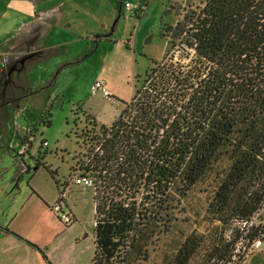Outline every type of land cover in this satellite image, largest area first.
Returning <instances> with one entry per match:
<instances>
[{"label": "trees", "instance_id": "1", "mask_svg": "<svg viewBox=\"0 0 264 264\" xmlns=\"http://www.w3.org/2000/svg\"><path fill=\"white\" fill-rule=\"evenodd\" d=\"M184 11L161 34L178 57L168 50L154 62L113 124L90 139L98 149L81 169L96 187L92 264L147 261L211 174L210 229L187 237L175 264L203 249L204 264L244 263L264 241V0H206Z\"/></svg>", "mask_w": 264, "mask_h": 264}, {"label": "rangeland", "instance_id": "2", "mask_svg": "<svg viewBox=\"0 0 264 264\" xmlns=\"http://www.w3.org/2000/svg\"><path fill=\"white\" fill-rule=\"evenodd\" d=\"M204 2L49 0L36 8L39 0H0V35L4 34L0 43V183L20 182L24 188L34 184L59 197L50 172L61 184L77 174L90 178V189L96 192L94 180L81 169L89 150L98 149L90 139L101 133V126L83 113L99 114L104 106L102 96L91 95V85L103 82L121 102L130 100L143 86L154 62L163 61L168 50L175 56L180 51L170 48L169 38H162L163 26L175 25L184 10ZM126 3L140 6L137 16L125 10ZM58 8L72 26L60 28L58 24L48 43H68L62 46L63 51L52 49L44 56L41 49L46 25H32L30 34L25 26L34 16L37 18L34 9ZM109 35V40L103 39ZM31 55L33 59H29ZM113 107L122 109L119 104ZM225 166L221 162L219 169ZM215 188L211 174L188 194L182 212L170 230L149 247V258L142 264H175L178 249L187 237L194 232L207 234V208ZM77 197L71 194V198ZM90 198L80 205L83 216L89 219L94 206ZM258 220L264 223V210ZM204 252L189 264H204ZM240 264H264V241L258 246L255 243L246 262Z\"/></svg>", "mask_w": 264, "mask_h": 264}, {"label": "crops", "instance_id": "3", "mask_svg": "<svg viewBox=\"0 0 264 264\" xmlns=\"http://www.w3.org/2000/svg\"><path fill=\"white\" fill-rule=\"evenodd\" d=\"M48 1L39 0L36 8L41 3L47 4ZM35 12H38L37 18L33 15L34 18L29 22L30 24L25 26L26 31L30 34L33 29L32 25L35 26L40 22L44 23L47 27L45 28L41 49L44 56L52 49L63 51L62 46L68 42L55 43L57 45L53 46L49 45L48 40L52 36L53 28L58 24H60V28H70L71 23L62 18L65 15L60 9H44L42 11L34 9ZM18 28H16V31L19 30ZM8 32H10L9 28ZM3 35H0V43L3 41ZM109 37L110 35L108 38L103 39L109 40ZM51 57H46L45 60L48 61ZM33 67L35 68V64ZM104 85L109 90V87L106 84ZM109 92L112 94L113 99L102 97L104 106L99 114H91L86 111L99 126H111L124 109L125 103L130 102L133 97L128 101L121 102L119 96L113 95L110 90ZM115 104L121 105V111L113 107ZM19 153L21 152L19 151ZM51 180L53 183L55 182L52 177ZM65 183L66 186L68 182ZM54 185L60 197L61 188L58 187L56 182ZM68 186L69 192L64 198L66 203L63 210L72 211L74 220L73 223L67 225L52 210L53 204L59 199L56 194H48L47 191L34 184H29L24 188L20 182L5 181L0 183V264H49L44 259L42 252L51 264H92L94 256L95 192L90 188L70 184V182ZM73 193L78 197L71 198ZM90 197L93 199L94 206L92 207V218L89 219V217L85 218L83 216L80 205L90 201Z\"/></svg>", "mask_w": 264, "mask_h": 264}, {"label": "built area", "instance_id": "4", "mask_svg": "<svg viewBox=\"0 0 264 264\" xmlns=\"http://www.w3.org/2000/svg\"><path fill=\"white\" fill-rule=\"evenodd\" d=\"M124 8L127 12H130L134 16L140 10L139 5L132 6L129 3H126L124 5ZM90 90H91V94L93 96L101 95L104 98L113 99L112 94L109 92V90L106 88V86L100 81L92 84L90 87ZM68 184H69V182H68ZM68 184L66 186L63 184L64 187L61 188V196L56 201V203L53 204V206H52L53 212H55V214H57V216L60 218V220L67 225L73 223V220H74V215H73L72 211H64L63 210V207H65V203H66L64 198H65L66 194L69 192ZM70 184L82 186L84 188H92L93 187V182L90 178L85 177V176H81V175H77V174H74L73 178L70 180ZM259 244H260V242H257V246Z\"/></svg>", "mask_w": 264, "mask_h": 264}, {"label": "flooded vegetation", "instance_id": "5", "mask_svg": "<svg viewBox=\"0 0 264 264\" xmlns=\"http://www.w3.org/2000/svg\"><path fill=\"white\" fill-rule=\"evenodd\" d=\"M30 58L29 59H33V55H31V56H29ZM24 61H26V60H24ZM22 71H24V68L22 67L21 69H18V73H19V75H20V73L22 72ZM25 75H27V71H26V74Z\"/></svg>", "mask_w": 264, "mask_h": 264}]
</instances>
